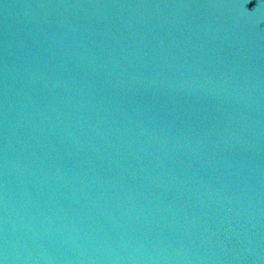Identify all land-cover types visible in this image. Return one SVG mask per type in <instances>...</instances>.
<instances>
[{
	"label": "water",
	"instance_id": "95a60500",
	"mask_svg": "<svg viewBox=\"0 0 264 264\" xmlns=\"http://www.w3.org/2000/svg\"><path fill=\"white\" fill-rule=\"evenodd\" d=\"M0 264H264V0H0Z\"/></svg>",
	"mask_w": 264,
	"mask_h": 264
}]
</instances>
